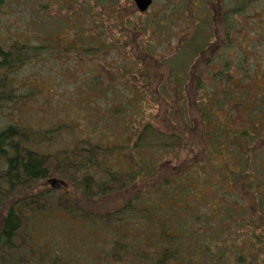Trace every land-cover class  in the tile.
Wrapping results in <instances>:
<instances>
[{
	"label": "rangeland",
	"instance_id": "obj_1",
	"mask_svg": "<svg viewBox=\"0 0 264 264\" xmlns=\"http://www.w3.org/2000/svg\"><path fill=\"white\" fill-rule=\"evenodd\" d=\"M194 1L153 0L143 14L133 0H6L1 8L0 44L28 50L27 63L9 74L11 85L4 93L12 96L0 104V129L19 124L40 133L67 127L53 141L39 143L40 152L90 145L122 148L95 153L90 180L100 191L111 173L136 172L135 184L124 193L104 196L90 210L102 213L130 201L150 210L148 220L117 226L65 211L41 213L28 230L36 251L33 264H151L165 249L176 256L167 264L264 263V147L257 136L255 142L240 138L252 128L250 121L264 132V43L252 32L255 27L264 31V0H247L253 17L247 11V27L235 23L241 29L233 31L234 44L225 42L215 50L213 66L197 59L193 40L196 45L214 43L213 27L222 34L226 17L216 16L219 0ZM234 1L225 0L220 7L234 9ZM141 29H146L145 37H140ZM246 37L254 41L252 51L236 44ZM133 40L146 44L160 60L149 70V87L138 75ZM170 61L179 79L169 75L164 64ZM226 66L227 79L221 76L227 74ZM201 73L206 82L226 79L218 85L215 81V118L211 109L198 110L201 103L191 100L193 95L187 102L176 92L191 95L196 89L187 79ZM230 85L235 94L246 90L247 101L242 93L235 103L226 94ZM202 88L212 92L215 86ZM258 97L263 102L254 104ZM206 114L213 117L207 123ZM142 124L182 132L187 144L177 151L133 149ZM216 127L222 130H209ZM218 140L228 150H211ZM0 164V171L6 169ZM47 184L75 197L82 192L80 178L74 184ZM115 242L123 246L121 251L115 250Z\"/></svg>",
	"mask_w": 264,
	"mask_h": 264
},
{
	"label": "trees",
	"instance_id": "obj_2",
	"mask_svg": "<svg viewBox=\"0 0 264 264\" xmlns=\"http://www.w3.org/2000/svg\"><path fill=\"white\" fill-rule=\"evenodd\" d=\"M191 1L193 2V0ZM219 1L222 4L225 0ZM5 2L6 0H0V10ZM234 3H236V8L234 9L226 8V6H224L225 4L222 5V7H220L221 4L217 5L219 6L220 13L216 16H225L226 18L225 25L223 23L222 26V34L219 32L217 26L213 27L214 33H212L211 37L215 39L214 43H211L210 41L207 42V40H205L203 43L200 42L201 45H196V40H193V49H195L197 53L195 56L198 60L200 59V61H204L208 66H213L216 60L215 53L217 48L221 47L222 43L228 42L234 44L235 41L232 38L234 34L233 31L236 29L239 31L241 26L247 27L245 23L243 25L244 15H247L246 12L250 11V17H253L251 3L247 0H238L237 2L234 1ZM261 21H264V14ZM235 23H239L241 26H236ZM262 27L264 28V23H262ZM259 28L260 27L252 28V32H254L255 36H258V39L260 40L259 43L261 44L262 42L263 44L264 31H261ZM140 31L142 34L139 36L145 37L146 29H141ZM237 35L239 37L238 33ZM98 36L103 37L101 34ZM251 40L252 39L246 37V39L238 41L236 44L239 43L241 50L246 48L249 51H252L254 41L252 42ZM133 41L134 44H136L135 46L138 48V62L141 66L139 69L140 73L138 75H140V79L143 78V86L149 87L151 84V82H149L151 75L149 70L150 68H153V66L158 67L160 60L155 55V52L146 44H143L141 41ZM103 47L106 48V45ZM26 50L28 49L24 46H20L19 48L16 46L7 48L6 46L0 44V104L12 96V94H5L4 90L11 85L8 78L9 74L27 63V56L24 55L27 53ZM189 50H191V48ZM96 51H99V48ZM96 51H87V55L90 54V56L93 55L95 57ZM172 62L173 61L163 64L168 68L169 75L172 80L177 78L179 79L180 73H178V76H175L176 72L172 67ZM229 70L230 68L226 66L227 74H221V76L226 75V79L227 77H230ZM183 72H186V70L184 69ZM138 75L133 76V78H138ZM245 75L248 76V74ZM122 76L126 77V74H123ZM221 76H219L220 78H211L212 82H209L210 79L206 82L203 79V73L198 74L197 77L192 75L191 77H188L187 81L194 84L196 90L191 95L189 93L186 95L187 92H185V90L182 91L178 89L176 92L182 101L185 99L187 102L191 100L199 102L200 100L201 104L199 105L198 110L203 109L204 111L206 110L205 112H209L208 109H211L213 111L212 113H214L213 117L215 118V110L217 109L213 107L212 100L216 97V91L218 89L217 83H220V81L223 83V81L226 80ZM228 80L230 81L231 78ZM215 81L217 85L215 84ZM210 84L215 86L212 92H209L208 89L202 88L203 85L209 86ZM228 89L229 91L226 92V94H230V98L234 100L235 103H237V97L240 99L242 93H244L243 96L246 95V101L250 97V95L248 97L249 93L246 90L235 94L231 85ZM192 95L195 99H191ZM257 99V103L254 102V104H261L263 102L261 97H258ZM204 102L207 103V108H204ZM218 109L222 108L218 107ZM251 112H253V110ZM261 112L263 111L261 110ZM230 115L233 117L235 114L231 113ZM213 117H211L210 114H206L203 116V119L205 120V123H207L212 120ZM250 123L253 125L252 128L242 133L240 138L244 140L252 139L253 142H255V138L257 136L260 143H262V146L264 147V132H259L261 129L258 125H255V123L253 124L252 121H250ZM65 128L67 127L60 126L57 128H49L38 133L32 129L25 128L17 124L16 126L9 125L0 129V163L3 162L6 165V169L0 171V264H33L32 259L35 260L36 251L33 249V245L31 244V238L28 235V230L32 219L36 218L41 213L65 211L72 214L75 218H81L86 221L100 219L104 222L105 226L133 224L148 220L149 218V208L144 205L139 206L132 201L123 204L120 208L107 209L102 213H95L90 210L93 207H97L100 201L104 199V196L106 197L115 192L124 193V191L130 189L136 182L137 173H111L110 180L102 185L100 191H95L92 185V180H90L92 175L89 174L91 167L93 165H97L95 153L98 154L99 152H102V154H113L116 150L122 151V148L108 149L90 145L88 149H81L77 147L74 151L60 150L55 153L40 152L37 149L39 143L44 141H53L54 138L61 135ZM209 130L220 131L222 129L216 127ZM170 132L171 133L162 131L151 124H142L135 132L136 136L133 149L156 147L168 151H177L183 145L185 147L187 144L185 135L182 132ZM218 141L219 142H214V146L211 150L216 146L228 150L225 142L220 140ZM254 149H256L255 146ZM79 178L82 192L77 194L76 197L65 188H52L47 184L53 180L61 183L66 181L74 184ZM239 180L234 181L238 184ZM252 182L253 181H251V183ZM258 184L254 186L255 189L258 187ZM248 227L250 226L248 225ZM252 238H258L256 233L252 234ZM114 245L115 250L119 249V251H121L123 248L119 242H115ZM114 257H116V260H120L117 254H114ZM172 259H176L175 253L165 249L151 264H167L168 261ZM239 262L242 263L243 260Z\"/></svg>",
	"mask_w": 264,
	"mask_h": 264
},
{
	"label": "water",
	"instance_id": "obj_3",
	"mask_svg": "<svg viewBox=\"0 0 264 264\" xmlns=\"http://www.w3.org/2000/svg\"><path fill=\"white\" fill-rule=\"evenodd\" d=\"M133 2L141 14L146 13L153 5V0H133ZM53 182L55 183L56 181L53 180Z\"/></svg>",
	"mask_w": 264,
	"mask_h": 264
}]
</instances>
